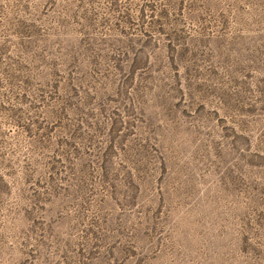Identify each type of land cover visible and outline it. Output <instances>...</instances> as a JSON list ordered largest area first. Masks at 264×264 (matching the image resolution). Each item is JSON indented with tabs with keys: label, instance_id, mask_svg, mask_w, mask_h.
Listing matches in <instances>:
<instances>
[{
	"label": "rangeland",
	"instance_id": "374dc122",
	"mask_svg": "<svg viewBox=\"0 0 264 264\" xmlns=\"http://www.w3.org/2000/svg\"><path fill=\"white\" fill-rule=\"evenodd\" d=\"M0 264H264V0H0Z\"/></svg>",
	"mask_w": 264,
	"mask_h": 264
}]
</instances>
